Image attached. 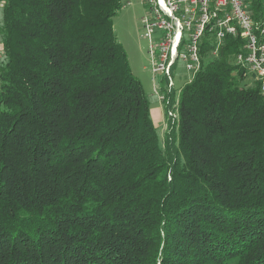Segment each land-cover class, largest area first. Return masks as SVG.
Segmentation results:
<instances>
[{
    "label": "trees",
    "instance_id": "trees-1",
    "mask_svg": "<svg viewBox=\"0 0 264 264\" xmlns=\"http://www.w3.org/2000/svg\"><path fill=\"white\" fill-rule=\"evenodd\" d=\"M123 7L6 0L0 264H264V96L235 64L244 42L203 38L161 142L114 32Z\"/></svg>",
    "mask_w": 264,
    "mask_h": 264
},
{
    "label": "built area",
    "instance_id": "built-area-1",
    "mask_svg": "<svg viewBox=\"0 0 264 264\" xmlns=\"http://www.w3.org/2000/svg\"><path fill=\"white\" fill-rule=\"evenodd\" d=\"M150 7L149 16L142 19V38L150 42L149 55L155 95L164 106L168 119H177V104L182 93L177 92L175 75L179 63L190 76L191 83L202 67L200 44L208 35L213 38L214 54L227 37L241 38L244 45L235 56V64L242 66L246 75L253 76L264 96V1L263 17L255 20L249 13L253 0H144ZM6 0H0L4 8ZM169 33H177L175 50H168ZM6 58L0 42V60ZM161 83L165 87H161ZM189 84V83H188ZM187 85V84H185ZM176 101V102H175Z\"/></svg>",
    "mask_w": 264,
    "mask_h": 264
},
{
    "label": "rangeland",
    "instance_id": "rangeland-1",
    "mask_svg": "<svg viewBox=\"0 0 264 264\" xmlns=\"http://www.w3.org/2000/svg\"><path fill=\"white\" fill-rule=\"evenodd\" d=\"M123 8L119 11L117 16L113 20L114 32L118 39V42L124 47L130 67L133 75L140 80L144 88L147 100L150 104V112L153 108L154 102L162 107L164 117L166 119V113L164 106L158 97L155 95L153 78L161 79L162 75L159 73L157 75L153 74L152 60L149 55L150 42L142 38L143 34V24L142 19L149 16L150 7L144 0H122ZM3 25V9L0 8V29ZM234 62V61H233ZM190 76L185 71L183 64L179 63L177 75H175V86L177 92L181 91L185 87V84L190 83ZM245 85L252 86L257 82L253 76L245 75ZM161 87L164 88L165 84L161 83ZM181 95V93L177 94ZM181 99V96L179 97ZM176 102V101H175ZM180 102V101H179ZM177 107H178V103ZM152 117V114H151ZM177 118H179V111L177 109ZM153 120V118H152ZM154 123V121H153ZM155 125V123H154ZM155 128L158 131L160 141L162 142L165 138V134L162 128Z\"/></svg>",
    "mask_w": 264,
    "mask_h": 264
},
{
    "label": "crops",
    "instance_id": "crops-1",
    "mask_svg": "<svg viewBox=\"0 0 264 264\" xmlns=\"http://www.w3.org/2000/svg\"><path fill=\"white\" fill-rule=\"evenodd\" d=\"M151 114H152V118H153V121L156 125V127L159 129V128H162V130L166 131V119L164 117V113H163V109L161 106H159V104H157L156 102H154V105H153V108L151 110Z\"/></svg>",
    "mask_w": 264,
    "mask_h": 264
},
{
    "label": "bare ground",
    "instance_id": "bare-ground-1",
    "mask_svg": "<svg viewBox=\"0 0 264 264\" xmlns=\"http://www.w3.org/2000/svg\"><path fill=\"white\" fill-rule=\"evenodd\" d=\"M176 44H178L177 33H169L168 50H175Z\"/></svg>",
    "mask_w": 264,
    "mask_h": 264
}]
</instances>
